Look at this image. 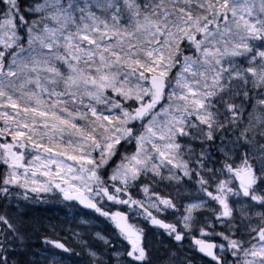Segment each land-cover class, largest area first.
<instances>
[{
    "label": "snow or ice",
    "instance_id": "6c2138e0",
    "mask_svg": "<svg viewBox=\"0 0 264 264\" xmlns=\"http://www.w3.org/2000/svg\"><path fill=\"white\" fill-rule=\"evenodd\" d=\"M0 264H264V0H0Z\"/></svg>",
    "mask_w": 264,
    "mask_h": 264
},
{
    "label": "rangeland",
    "instance_id": "374dc122",
    "mask_svg": "<svg viewBox=\"0 0 264 264\" xmlns=\"http://www.w3.org/2000/svg\"><path fill=\"white\" fill-rule=\"evenodd\" d=\"M38 213H46L47 206L46 205H36L35 206ZM48 214V213H46Z\"/></svg>",
    "mask_w": 264,
    "mask_h": 264
},
{
    "label": "trees",
    "instance_id": "16d2710c",
    "mask_svg": "<svg viewBox=\"0 0 264 264\" xmlns=\"http://www.w3.org/2000/svg\"><path fill=\"white\" fill-rule=\"evenodd\" d=\"M48 207V206H47Z\"/></svg>",
    "mask_w": 264,
    "mask_h": 264
}]
</instances>
